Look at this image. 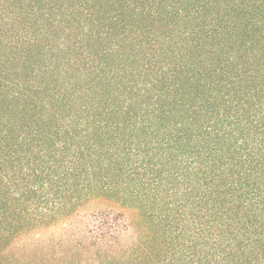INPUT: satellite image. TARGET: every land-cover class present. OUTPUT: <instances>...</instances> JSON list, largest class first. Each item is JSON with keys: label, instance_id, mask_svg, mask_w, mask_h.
<instances>
[{"label": "trees", "instance_id": "obj_1", "mask_svg": "<svg viewBox=\"0 0 264 264\" xmlns=\"http://www.w3.org/2000/svg\"><path fill=\"white\" fill-rule=\"evenodd\" d=\"M0 264H264V0H0Z\"/></svg>", "mask_w": 264, "mask_h": 264}]
</instances>
